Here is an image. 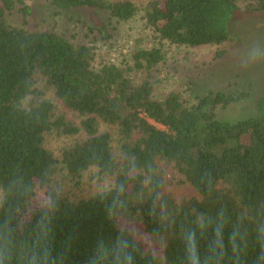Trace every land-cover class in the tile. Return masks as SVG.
<instances>
[{
    "label": "trees",
    "instance_id": "obj_1",
    "mask_svg": "<svg viewBox=\"0 0 264 264\" xmlns=\"http://www.w3.org/2000/svg\"><path fill=\"white\" fill-rule=\"evenodd\" d=\"M17 1L0 0V187L21 212L41 192L57 201V264H89L99 241L109 264L114 217L133 212L140 239L123 229L135 264H158L156 239L165 264H187L189 231L200 264H264V76L251 93L212 73L186 84L171 75L183 50L222 59L236 43L230 19L264 12V0H43L52 18L40 26ZM120 23L137 26L112 58ZM242 101L244 116L221 115ZM91 170L110 184L77 196ZM179 186L196 196L175 197Z\"/></svg>",
    "mask_w": 264,
    "mask_h": 264
},
{
    "label": "rangeland",
    "instance_id": "obj_2",
    "mask_svg": "<svg viewBox=\"0 0 264 264\" xmlns=\"http://www.w3.org/2000/svg\"><path fill=\"white\" fill-rule=\"evenodd\" d=\"M21 1L23 4L30 7L32 12L39 17L38 22H35L33 17H31L29 21L30 24L40 26L41 19H45L47 23L51 21V13L47 10L46 3L43 0ZM21 7L22 4H19L16 0V9ZM68 17L69 14L62 17L65 23ZM12 20L19 22L16 14L12 15ZM136 26L137 23H120L117 25L118 35H116L114 48L116 52H112V58L118 57L121 44H124L127 39L130 40V35L134 33L133 29L135 30ZM228 29L229 34L235 39L236 43L227 49L222 59L217 60L212 64L209 61L211 60L214 49H188L173 55V60L175 61L173 70H171L173 81H175L176 84L180 82L186 84L187 82L195 80L197 76L202 73H212L215 76H218L219 79H224L225 82L230 80L232 82H237L238 84L232 86V90H246L247 87H249L253 90L251 93H254V90L257 87L263 86L264 12L253 13L244 12V10L238 11L236 15L230 19ZM242 83H245L244 86ZM221 85L222 88L226 87L225 83ZM246 106L247 101H242L240 106L233 105L223 111L221 115L230 119L240 118L243 115V111L239 108H245ZM157 127L161 128L160 126ZM59 143V140L53 141L51 143L52 148ZM95 172L96 171L91 170L86 175L83 179L84 184L81 191L77 193V196L87 197L101 189L103 185L110 184L109 182L102 183L97 179H92V175ZM173 194L175 197L196 196V193L188 186L174 188ZM114 221L117 227H119L120 224L122 228H126L134 237L140 239L143 230L139 214L136 212L126 215L118 214L115 216ZM155 242L157 244L155 243L150 246L153 255L157 259L158 264H165L162 255L163 244L162 247H160L157 239Z\"/></svg>",
    "mask_w": 264,
    "mask_h": 264
},
{
    "label": "clouds",
    "instance_id": "obj_3",
    "mask_svg": "<svg viewBox=\"0 0 264 264\" xmlns=\"http://www.w3.org/2000/svg\"><path fill=\"white\" fill-rule=\"evenodd\" d=\"M14 195L15 191L12 188L0 187V264H57L58 260L62 261L63 254L54 251L53 245L49 242L50 213L57 209V201L41 192L34 199L33 205L21 212L19 206L11 200ZM106 204L107 215L113 216L112 205L107 202ZM36 212H39V216L33 224L32 220ZM149 214H152L151 209ZM26 230L33 236L30 244L21 243L19 240ZM124 231L125 229L119 224L109 264H135L133 243L124 235ZM183 239L186 244L187 264H200L195 233L186 232ZM106 260H108V250L104 242L99 241L89 264H105Z\"/></svg>",
    "mask_w": 264,
    "mask_h": 264
}]
</instances>
